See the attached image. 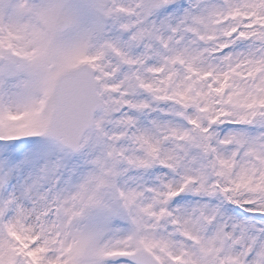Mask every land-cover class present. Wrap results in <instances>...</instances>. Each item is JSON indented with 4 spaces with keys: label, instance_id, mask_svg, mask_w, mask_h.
Masks as SVG:
<instances>
[{
    "label": "snow or ice",
    "instance_id": "6c2138e0",
    "mask_svg": "<svg viewBox=\"0 0 264 264\" xmlns=\"http://www.w3.org/2000/svg\"><path fill=\"white\" fill-rule=\"evenodd\" d=\"M0 264H264V0H0Z\"/></svg>",
    "mask_w": 264,
    "mask_h": 264
}]
</instances>
